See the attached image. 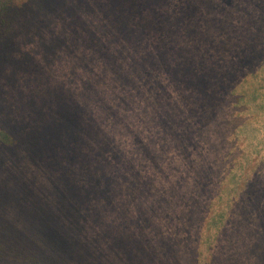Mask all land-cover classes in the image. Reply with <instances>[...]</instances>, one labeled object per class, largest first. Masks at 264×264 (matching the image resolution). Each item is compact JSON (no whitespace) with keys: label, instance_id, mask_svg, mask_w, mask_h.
Listing matches in <instances>:
<instances>
[{"label":"rangeland","instance_id":"obj_1","mask_svg":"<svg viewBox=\"0 0 264 264\" xmlns=\"http://www.w3.org/2000/svg\"><path fill=\"white\" fill-rule=\"evenodd\" d=\"M43 4L38 9L34 0L25 2V26L0 67V223L47 224L45 216L56 214L59 203L52 180L63 173L76 180L77 208L85 219L74 230L72 264H264V0ZM109 27L112 32L101 35ZM115 39L176 40L182 52L177 65L185 56L204 57L220 74L223 100L205 108L209 117L201 116L186 83L193 73L181 69L171 133L137 125L140 139L118 140L106 180L86 177L88 170L100 176L103 169L83 163L85 147L68 169L64 155L53 165L48 150L34 157L8 149L6 125L23 126L25 136L40 121L35 113L47 116L56 108L55 92L69 98L71 89L79 96L87 75L83 54L97 56L99 43L115 48ZM95 61L98 72V56ZM109 68L115 70L114 64ZM195 70L203 71L198 64ZM113 77L97 87L109 100L129 89ZM87 185L95 192L85 197ZM64 218L61 230L72 219ZM0 264H12L11 258Z\"/></svg>","mask_w":264,"mask_h":264},{"label":"trees","instance_id":"obj_2","mask_svg":"<svg viewBox=\"0 0 264 264\" xmlns=\"http://www.w3.org/2000/svg\"><path fill=\"white\" fill-rule=\"evenodd\" d=\"M46 1L52 4L55 2ZM25 2L27 0H0V67L18 29L25 26V20L22 19ZM43 3L45 0H34L38 9H44ZM112 28L102 29L101 35L110 34ZM123 29L131 32L130 26H123ZM115 34L113 29V35ZM115 41V48H111L108 43H99L100 48L95 50L100 60L98 72H94L92 67L97 63L96 53L83 54V68L87 75L82 80L84 88L79 96L71 89L69 98L55 92L53 102L56 108L53 107L51 114L47 116L35 113L36 119L40 121L25 136H22L24 130L19 132L23 126L6 125L4 131L12 138L8 149L14 152L22 150L21 153H31L34 157L37 150L41 153L48 150L53 165H57V158L64 155L68 161V169L69 164L76 159V151L85 147L87 152H82L83 163H89V167L95 170L103 169L100 176H93L88 170L86 177L90 182L93 178L106 180L109 177L104 169H108L114 159H117L115 149L118 140L127 135L140 139L141 129H136L137 125H143V129L147 131L171 133L172 123L177 121V111L174 108H177V73L181 69L183 73H193L186 83L193 88L190 93L197 100V106H194L196 112L201 110V116L209 117L205 108H212L223 100L221 94L224 86H221L220 74L205 62L204 57L193 61L191 57L185 56L184 59L181 58L184 64L177 65V55L182 56V52H177L176 40L157 39L152 42L136 39L128 43L121 39ZM109 63L114 64L115 70L109 68ZM195 64L203 70L201 73L195 70ZM109 74H115L112 80L128 85L127 95L109 100L104 93L98 91V85ZM128 77L132 83L126 80ZM168 107L170 109L167 111ZM213 114L212 109L210 115ZM202 122L199 120L203 127L205 124L202 125ZM189 130H193L191 126L186 131ZM0 151H3L2 148ZM75 181L63 173L59 179L52 180V190L59 203H56V214L45 216L47 224H43V219L40 220V226L28 225L21 228L0 223V258L9 256L12 264H72L76 250L74 230H79L78 219L82 217L77 208L79 194L74 192ZM86 189L85 197L95 192L94 185H87ZM238 190L237 192L241 191ZM64 217L72 219L66 225L68 228L61 230L66 221Z\"/></svg>","mask_w":264,"mask_h":264}]
</instances>
